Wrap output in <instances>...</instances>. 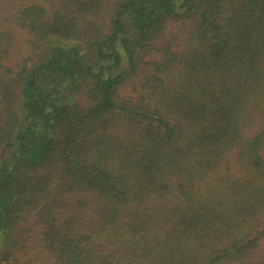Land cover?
I'll return each instance as SVG.
<instances>
[{"label": "trees", "instance_id": "obj_1", "mask_svg": "<svg viewBox=\"0 0 264 264\" xmlns=\"http://www.w3.org/2000/svg\"><path fill=\"white\" fill-rule=\"evenodd\" d=\"M0 264H264V0H0Z\"/></svg>", "mask_w": 264, "mask_h": 264}]
</instances>
